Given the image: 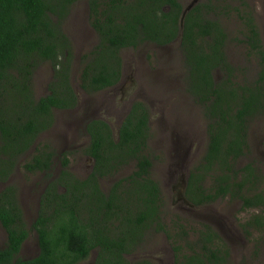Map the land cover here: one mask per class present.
I'll use <instances>...</instances> for the list:
<instances>
[{
  "label": "trees",
  "instance_id": "1",
  "mask_svg": "<svg viewBox=\"0 0 264 264\" xmlns=\"http://www.w3.org/2000/svg\"><path fill=\"white\" fill-rule=\"evenodd\" d=\"M84 0H0V183L7 182L19 161L41 135L55 124L57 111H73L78 97L71 84L74 59L63 21L75 3ZM91 26L99 37L90 55L82 57L80 88L94 95L116 87L122 77L121 51L144 44L180 46L188 72L187 90L203 107L208 120L209 143L200 164L190 173L187 199L196 207L227 198L240 201L244 210L264 207V174L253 163L240 161L250 151L251 123L264 114V49L251 14L241 13L247 28L249 54L259 65L253 81L238 85L236 69L225 52L227 34L211 17L217 7L199 2L186 9L179 0H88ZM54 74L48 94L36 98L34 78L44 63ZM217 72L224 74L218 81ZM149 108L132 105L119 126L117 138L104 120L85 126L90 137L86 155L95 161L86 178L70 169L66 154L48 145L37 146L22 168L47 180L38 217L32 229L39 254L20 257L30 231L23 219L17 188L0 193V223L7 233L0 249V264H83L93 252L95 264H154L130 261L152 230L172 241L176 264H226L229 248L221 234L202 224L192 232L174 236L165 223L163 194L152 178V161L146 155L150 138ZM61 171L55 177V158ZM135 163V170L106 192L102 182ZM259 217L248 227L263 225ZM180 230L183 227L177 222ZM175 229V228H174ZM192 237V238H191Z\"/></svg>",
  "mask_w": 264,
  "mask_h": 264
},
{
  "label": "rangeland",
  "instance_id": "2",
  "mask_svg": "<svg viewBox=\"0 0 264 264\" xmlns=\"http://www.w3.org/2000/svg\"><path fill=\"white\" fill-rule=\"evenodd\" d=\"M179 1L185 8L194 1V6L208 1L218 8L211 17L220 22L227 34L225 52L236 69L235 83L241 85L253 81L260 68L248 52L247 28L239 11L253 16L264 49V0ZM88 5V0L75 3L62 24L74 56L71 84L77 93L78 106L73 111H57L54 126L41 135L35 147L21 158L11 178L0 183V193L8 186L17 188L23 219L30 231L20 257L30 260L39 254L38 238L32 225L38 217L47 180L42 174H27L22 168L35 148L48 145L59 157L66 154L70 159V171L78 178H86L95 165V161L85 153L90 146V137L85 132L87 123L104 120L117 138L119 126L132 105L142 102L150 111V138L145 154L152 161V178L161 188L165 223L172 232L174 230L173 238L180 236V239L185 236L184 232H192L196 235L191 237L193 242L198 235L194 232L201 231L202 224H209L221 234L229 248L230 258L226 264H264V222L263 225L246 226L256 217L264 221V207L244 210L240 201L229 198L209 206L196 207L186 197L189 175L207 151L209 122L203 107L187 90L188 72L180 39L165 47L144 44L137 49L122 50V77L118 85L88 95L80 88L82 57L90 55L99 41L90 23ZM53 74L51 63L46 62L38 69L34 78L36 98L48 94ZM215 77L220 81L224 74L217 72ZM249 145L250 151L240 161V166L253 163L264 174V114L251 123ZM59 157L55 158V168H60ZM134 170L135 163L120 169L115 176L102 182V188L108 192L115 182ZM54 174L57 177L60 171ZM261 191L264 192V184ZM177 222L183 227V232L175 225ZM6 243L7 233L0 223V249L5 248ZM172 247V241L163 232L152 230L141 248L128 258L130 261L147 259L154 264H176ZM95 257L93 252L83 264H91Z\"/></svg>",
  "mask_w": 264,
  "mask_h": 264
},
{
  "label": "water",
  "instance_id": "3",
  "mask_svg": "<svg viewBox=\"0 0 264 264\" xmlns=\"http://www.w3.org/2000/svg\"><path fill=\"white\" fill-rule=\"evenodd\" d=\"M194 2H195V1H194ZM194 2H193L192 4H190V5H188V6L186 7V9L184 10V12H183L182 19H181V27H182L181 30H183V23H184V19H185L186 15H187L188 12L194 7ZM196 2H198V1H196Z\"/></svg>",
  "mask_w": 264,
  "mask_h": 264
},
{
  "label": "flooded vegetation",
  "instance_id": "4",
  "mask_svg": "<svg viewBox=\"0 0 264 264\" xmlns=\"http://www.w3.org/2000/svg\"><path fill=\"white\" fill-rule=\"evenodd\" d=\"M93 160V159H92ZM59 169V170H58ZM24 170V169H23ZM92 170H93V168H92ZM91 170V171H92ZM25 171V170H24ZM52 171H61V165H60V168H55V169H53ZM31 175V174H30ZM44 176V175H43ZM47 184H48V182H47ZM47 184H46V186H45V189L47 188ZM45 189H44V191H45ZM44 191H43V193H44ZM40 205V204H39ZM95 260H96V257H95V259H94V261L91 263V264H95Z\"/></svg>",
  "mask_w": 264,
  "mask_h": 264
}]
</instances>
